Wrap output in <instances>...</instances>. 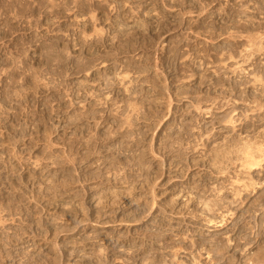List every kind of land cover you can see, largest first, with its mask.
<instances>
[{
	"label": "rangeland",
	"instance_id": "rangeland-1",
	"mask_svg": "<svg viewBox=\"0 0 264 264\" xmlns=\"http://www.w3.org/2000/svg\"><path fill=\"white\" fill-rule=\"evenodd\" d=\"M262 247L264 0H0V264Z\"/></svg>",
	"mask_w": 264,
	"mask_h": 264
},
{
	"label": "bare ground",
	"instance_id": "bare-ground-1",
	"mask_svg": "<svg viewBox=\"0 0 264 264\" xmlns=\"http://www.w3.org/2000/svg\"><path fill=\"white\" fill-rule=\"evenodd\" d=\"M122 22V21H121ZM117 24H118V21H117ZM120 26V25H119ZM121 26H122V24H121ZM128 34V33H127ZM225 44V43H224ZM217 48V47H216ZM257 48V47H256ZM226 51V50H225ZM145 72V71H144ZM257 78V77H256ZM205 79V78H204ZM196 90V89H195ZM215 91V90H214ZM192 92V91H191ZM217 95V94H216ZM199 96V95H198ZM199 100V99H198ZM214 100V99H213ZM225 120H227V118H225ZM220 121V120H219ZM229 121V120H228ZM228 121H226V122H228ZM225 122V121H224ZM255 128V127H254ZM228 144V143H227ZM225 146V145H224ZM229 147V146H228ZM227 147V148H228ZM246 147V146H245ZM249 147V148H248ZM251 146H247V148H246V150H244L243 152V154H244V156L247 158V163L245 164V166H247L248 167V169H251V170H256V169H258L259 168V166H260V164H261V162H262V160H263V158H262V154H263V152H262V150H260V148H258V150L257 151H259L258 153L260 154V156L258 155V153L257 154H255L254 152H252L254 149H252L251 150V148H250ZM219 148V147H218ZM250 149V150H249ZM228 149H226L225 150V154L224 155H222L223 153H222V151H220V150H218L217 148H216V150L214 151V152H216V154L214 155V157L213 156H211L212 158H214L215 159V161H214V163H213V165H214V167L217 169L218 168V166H219V168L220 167H222V164L224 163V161H222L223 160V158H227L226 160H228V161H230L231 159H229V155H231V152H230V150L229 151H227ZM217 152H218V154H217ZM222 153L221 155H219V153ZM227 152H229V153H227ZM239 152V151H238ZM233 154V153H232ZM238 154V153H237ZM236 154V155H237ZM241 154V153H240ZM231 158V157H230ZM220 159H222L221 161H220ZM240 159V158H239ZM245 161V162H246ZM243 164V165H244ZM225 166V165H224ZM244 167V166H243ZM223 168V167H222ZM224 168H226V167H224ZM224 170V169H223ZM219 171V170H218ZM217 171V172H218ZM219 173V172H218ZM255 184V183H254ZM204 187V186H203ZM251 188V187H250ZM195 191V190H194ZM206 193V192H205ZM250 194V193H249ZM227 198V197H226ZM200 200V199H199ZM171 202V201H170ZM216 202V201H215ZM157 204V203H156ZM206 205V204H205ZM208 205V204H207ZM215 205V204H214ZM169 206V205H168ZM173 207V206H172ZM212 207H213V205H212ZM223 207V206H222ZM230 208V207H229ZM209 209V208H208ZM207 209V210H208ZM211 209V208H210ZM217 211V210H216ZM257 213V212H256ZM178 214V213H177ZM139 220V219H138ZM137 222V221H136ZM156 223V222H155ZM165 227V226H164ZM259 235V234H258ZM158 238V237H157ZM155 245V244H154ZM180 247V246H179ZM225 248H222L221 250H223V252H226V251H229V246H224ZM208 248V247H207ZM221 248V247H220ZM133 249V248H132ZM155 249V248H154ZM219 249V248H218ZM156 250H158V249H156ZM221 250H219L218 251V253L219 254H217V255H214L215 254V252L214 251H212L211 252V250L209 251H207L206 252V254H207V256L208 257H210V259L211 260H214V263H216L217 262V264H233L234 263V259L233 260H231L232 258H230V260H228V262L227 263H225L226 261V259L224 260V261H222V259H223V254L222 253H220L221 252ZM153 250H151V252H152ZM203 251V250H202ZM217 251V250H216ZM236 251V250H235ZM239 251V250H238ZM240 251H242V249H240ZM132 252V251H131ZM154 252V251H153ZM213 252H214V254H213ZM237 252V251H236ZM145 253H146V250H145ZM149 253V252H148ZM228 253V252H227ZM230 253V252H229ZM234 253V252H233ZM151 254V253H150ZM210 254H212V255H210ZM222 254V255H221ZM235 254V253H234ZM148 255V254H147ZM150 256H153L152 254L150 255ZM194 256V255H193ZM218 256V257H217ZM225 256V255H224ZM147 257V256H146ZM158 257V256H157ZM201 257V256H200ZM208 257H206V259H208ZM215 257H217V258H215ZM180 258V257H179ZM194 258V261L196 260L197 262H198V259H197V256H194L193 257ZM226 258V257H225ZM147 259H148V257H147ZM149 259H151V258H149ZM148 259V260H149ZM158 259V258H157ZM209 259V260H210ZM140 260V259H139ZM152 260H154V259H152ZM150 261V260H149ZM168 261V260H167ZM216 261V262H215ZM248 261V263L250 262V264H264V247H262L256 254H254L253 256H251V258H249V259H246V262ZM144 264H145V262L144 261H142ZM246 262L244 261L243 262V264H246ZM109 263V262H108ZM173 263V262H172ZM171 263V264H172ZM150 264H168V262L166 263V261H165V259L164 260H154V262H152V263H150ZM195 264H202L201 262L199 263H195Z\"/></svg>",
	"mask_w": 264,
	"mask_h": 264
}]
</instances>
